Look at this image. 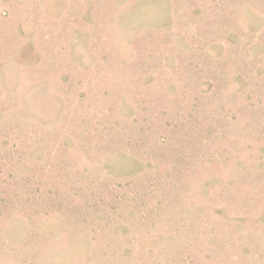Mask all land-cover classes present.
Wrapping results in <instances>:
<instances>
[{"label":"rangeland","instance_id":"374dc122","mask_svg":"<svg viewBox=\"0 0 264 264\" xmlns=\"http://www.w3.org/2000/svg\"><path fill=\"white\" fill-rule=\"evenodd\" d=\"M0 264H264V0H0Z\"/></svg>","mask_w":264,"mask_h":264}]
</instances>
